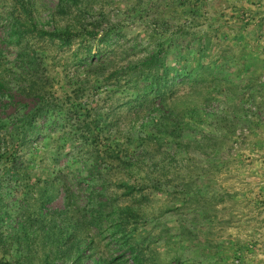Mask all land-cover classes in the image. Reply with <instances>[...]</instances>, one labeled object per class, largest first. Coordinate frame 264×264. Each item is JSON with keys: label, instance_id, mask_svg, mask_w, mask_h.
Here are the masks:
<instances>
[{"label": "rangeland", "instance_id": "1", "mask_svg": "<svg viewBox=\"0 0 264 264\" xmlns=\"http://www.w3.org/2000/svg\"><path fill=\"white\" fill-rule=\"evenodd\" d=\"M0 77L54 106L0 124V264H264V0H0Z\"/></svg>", "mask_w": 264, "mask_h": 264}, {"label": "trees", "instance_id": "2", "mask_svg": "<svg viewBox=\"0 0 264 264\" xmlns=\"http://www.w3.org/2000/svg\"><path fill=\"white\" fill-rule=\"evenodd\" d=\"M100 55H97L95 59H90L89 61H78L77 67L80 68L81 66L93 68L92 74L88 75V82L89 79H92L96 85H99V83L102 82V78H100L101 70H96L100 62H98ZM157 55L151 56L146 62L145 65L149 67H155V62H157ZM159 58V57H158ZM164 75V74H163ZM162 75V76H163ZM115 74H110L109 76L106 75L105 80L110 81L116 77H114ZM159 78H156L155 76L152 77L150 81V84L145 88L148 89L150 92L157 93L159 97H161V87ZM119 80V79H118ZM148 81V80H147ZM121 82V81H119ZM129 80H125V83H128ZM76 94L79 92H84V90L79 89L78 91H74ZM32 96H39L40 98H43L44 95L41 93H37L33 90V85L23 86L19 82H12L8 83L5 81L4 78L0 77V107L6 109V112L8 110H11L12 108L15 109V112L12 114H6V118L0 117V124L2 127L9 126L8 130L11 134V139L14 138V133L17 131L19 133H23L27 138L30 136L32 131L35 129V124L40 119L46 120L45 123L48 124L54 115H51V108L54 106H51L48 103H44V101L36 100L33 107L31 108L28 103H22L18 101L21 97L30 98ZM36 104V105H35ZM73 106V105H72ZM79 105H74V107H66L69 110H73L75 114L79 115L80 108ZM58 106H56L55 109H57ZM2 119V120H1ZM89 126V125H87ZM82 129H85L82 127ZM9 156V155H8ZM10 158H12L13 167H15V172H20V170L24 169L25 163H23L22 160H20V157L15 156L13 153L10 154ZM18 162V163H17ZM17 167V168H16ZM43 200V199H42ZM49 203V200L43 201V204ZM94 207V206H93ZM90 208L89 211H87L89 222H95L98 219L101 220L103 213L101 214V209H95ZM86 218V215H85ZM99 222V221H98ZM118 227L122 226L121 223H118ZM133 236L129 233L120 232V235L118 238L114 239L115 244L119 246L124 251V254L129 255H120L116 257L111 262H107L106 264H138L139 256L138 253L142 252L140 250V247L137 246V244H132ZM132 262V263H131Z\"/></svg>", "mask_w": 264, "mask_h": 264}]
</instances>
